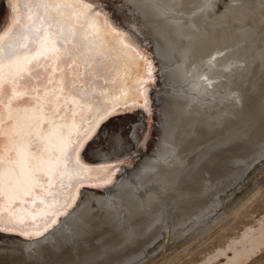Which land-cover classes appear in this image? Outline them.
Listing matches in <instances>:
<instances>
[{"label": "bare ground", "instance_id": "obj_1", "mask_svg": "<svg viewBox=\"0 0 264 264\" xmlns=\"http://www.w3.org/2000/svg\"><path fill=\"white\" fill-rule=\"evenodd\" d=\"M95 6L99 26L106 21L128 34L151 60L149 104L120 113L108 134L102 130V151L91 154L85 144L80 159L96 171L65 190L75 202L42 236L0 234V264H136L163 233L181 238L217 213L237 175L205 191L210 164L264 130V0H95ZM9 12L0 0V23ZM143 66L138 57L127 85H117L129 105ZM247 161L245 170L254 163ZM108 165L124 169L104 187ZM253 222L200 264L256 258L264 250V215Z\"/></svg>", "mask_w": 264, "mask_h": 264}, {"label": "snow or ice", "instance_id": "obj_2", "mask_svg": "<svg viewBox=\"0 0 264 264\" xmlns=\"http://www.w3.org/2000/svg\"><path fill=\"white\" fill-rule=\"evenodd\" d=\"M7 3L0 23V233L35 238L74 204L75 194H65L72 182L82 186L96 171L80 159L85 144L112 117L147 107L154 69L128 34L106 21L99 26L95 0ZM138 57L144 66L129 105L117 85H127ZM118 170L106 166L104 184Z\"/></svg>", "mask_w": 264, "mask_h": 264}, {"label": "rangeland", "instance_id": "obj_3", "mask_svg": "<svg viewBox=\"0 0 264 264\" xmlns=\"http://www.w3.org/2000/svg\"><path fill=\"white\" fill-rule=\"evenodd\" d=\"M129 112L130 111H125L122 113ZM118 115L103 124L102 130L107 132V134L108 131H110V129H112L114 126L119 125L120 122L117 121ZM252 116L253 115H248L247 118L245 117L246 119L243 121L244 126L245 123L252 118ZM241 127L242 126L237 129L239 133L242 132ZM233 128L235 129L236 126H234ZM156 129V126H154L153 133L156 132ZM102 130L98 131L95 138L91 139L92 141L90 140L89 143L87 142V147L85 148H90L89 150H91V154H93V151L94 154H96L97 152L102 151V149L104 148V145L102 147V140L104 137L102 134ZM259 132H261V134ZM259 132L255 135V137L258 138L257 140L255 138L252 140V135L254 132L251 134V141L247 142L250 143L248 144L249 146L253 144L251 147L244 143L245 141H247V139H245L244 142H241L243 144V146L241 145L242 147H240L241 143H239L240 141H238L239 146L237 145V143L236 146L234 145L238 148L232 149L234 155L232 152L225 155L227 158L229 156L228 159H224L225 156H222V159L226 160L227 162L221 160L222 163H219L221 165L210 164L209 168L211 172L208 176V182L206 181L208 185L210 184V186H208L207 184L204 185L206 188L205 191H207L208 188H211V185L213 189V187H218L225 181V183H227L229 179H231V177L234 175H237L239 178L238 180L236 176L234 185L230 186L227 191L220 195V201L222 205H220V208L217 209V213H215L211 217V219L209 218L205 225L199 227L198 229L181 238L167 236L166 233H163V236H159L155 244L150 247L148 251H146V256L144 255L143 258L136 262V264H200L205 261L207 257L214 254L215 251H217L216 249L226 247L227 243L232 238L240 234L246 226H249V224H253V221H255L256 219L259 220V218L263 217L264 156L262 155V153L264 152V150L258 148V145L260 144L259 147H262L264 145V130H261ZM130 135L131 134H129V136ZM231 157L234 158L232 159ZM248 158L249 160L254 161V163L251 168L245 170L244 164L242 163H245ZM122 169H124V167H122ZM221 176L222 178H220ZM216 177H218V181ZM220 180H223V182ZM204 195L205 194L202 193L199 196H192L193 199H190L200 200ZM195 197H200V199H196ZM263 251L247 264H264ZM221 262L224 263V259H222L220 262H215L214 264H221Z\"/></svg>", "mask_w": 264, "mask_h": 264}, {"label": "water", "instance_id": "obj_4", "mask_svg": "<svg viewBox=\"0 0 264 264\" xmlns=\"http://www.w3.org/2000/svg\"><path fill=\"white\" fill-rule=\"evenodd\" d=\"M102 164H103V163H97V164H94V165L97 166V167H99V166H102ZM110 164H112V163H110ZM120 169H121V171H122V168H120ZM120 169H119V170H120ZM121 171H120V172H121ZM117 176L119 177L120 174H117L116 177H117ZM111 184H112V183H108V184L105 185L104 187H108V186H110Z\"/></svg>", "mask_w": 264, "mask_h": 264}]
</instances>
